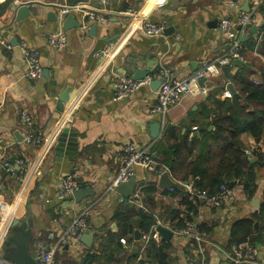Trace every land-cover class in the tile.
Instances as JSON below:
<instances>
[{
  "label": "crops",
  "instance_id": "obj_1",
  "mask_svg": "<svg viewBox=\"0 0 264 264\" xmlns=\"http://www.w3.org/2000/svg\"><path fill=\"white\" fill-rule=\"evenodd\" d=\"M66 1L0 0V158L1 155L9 161L23 158L29 165L25 172L26 180L21 184L0 165V193L14 203L18 211L9 224L8 236L13 221L20 219L22 227L35 234L32 253L34 243L39 238L49 244L56 242L78 211L89 202H96L89 220L90 234L93 235L95 231L118 233L122 221L115 218V213L119 206L117 203L123 199L118 190L108 193L107 188L118 172L123 146L133 142L148 149V152L152 149V155L156 153L159 156L155 144L162 138L164 129L160 126L156 138L151 133L152 126L156 122L161 123L160 116L151 113V108L157 103L159 88L149 83L116 100L119 79L130 77L124 72L118 73L120 62L127 55H144L153 51L159 62L155 63L149 76L155 77L159 70L166 68L170 70L169 79L186 78L206 63L219 64L218 59L229 48V39L220 30L219 22L224 17L236 18L245 11L243 8L247 3L244 0H163V3L159 0H111L112 12L106 23L88 21L87 30L82 26L65 30L62 27L65 18L59 23L52 19L54 13L59 16L54 4ZM96 2L88 1L89 4ZM22 5L29 6L26 13L18 11ZM129 9L134 10V14L126 13ZM263 19L260 13L259 23ZM145 22L162 25L163 30L156 35H148L142 28ZM93 25L96 26L94 29ZM168 28L173 29L168 33ZM260 29L258 36L251 35L250 31L247 34L258 41L261 38ZM59 31L66 33L68 44L64 48H53L49 38ZM242 32L244 34V29ZM23 45L35 48L40 53L43 73L37 79L25 76L27 66ZM255 48L249 54L259 55L264 61ZM141 64L145 66V62ZM221 74L207 78L205 87L200 84V91L185 96L171 108L168 123L176 131L165 142L167 147L170 148L175 139H183L189 131L188 134L193 137L200 135V125L194 120L201 118L196 115L205 103L210 105L209 96L214 90L212 84L221 80ZM229 83L220 87L222 92L217 94V98H225L223 94L228 90ZM67 91H70V98L61 112L57 109L60 102L58 94ZM22 111L32 115L35 129L45 137L43 144L36 146L24 141L26 127L20 118ZM207 116L206 120L213 117ZM67 124L77 133L74 155L66 154V151L58 157L54 147L59 133ZM209 129L214 127L211 125ZM244 140L253 148L261 146L264 149V137L259 142L251 136L244 137ZM68 148L71 149V146ZM166 171L177 187L185 183L169 170L154 176L147 169L139 168L137 184L140 180L156 182L157 190L144 194L136 184L134 196L130 197L138 209H146L156 218L157 223L153 227L157 229L162 224L174 232L169 240H165L161 234L160 239H152L156 243L154 246L164 247V250L150 254L144 264H196L197 260L200 264L201 252L188 237L178 232L175 227L177 220L172 219L176 212L181 217L188 212V205L182 201L186 193L182 187L177 191L170 190L172 187H161L160 178ZM68 175H74L81 182V188H91L94 195L82 202H77L73 195L59 198L58 187ZM259 184L253 197H248L242 186L236 184L231 201L219 208H209L199 201L194 215V230L205 233L208 241L204 244V254L211 264H232L228 257L232 250V245L228 247L230 230L236 221L260 210L264 202V170L259 174ZM256 198H259L260 207L254 204ZM256 222L259 223L257 227ZM197 224L207 225L210 231H200ZM255 224V231L260 230L262 223L256 220ZM124 237L128 239V244L122 243L125 250L135 253L133 248L137 245L144 256L143 236L139 241L135 235L127 234ZM252 244L256 262L247 264H264V242ZM98 247L95 237L91 247L81 241L75 246L62 248L58 252V260L72 257L78 264H89L84 262L89 249L102 256L97 251ZM4 249V244H1L2 259ZM120 254L123 256V251Z\"/></svg>",
  "mask_w": 264,
  "mask_h": 264
},
{
  "label": "trees",
  "instance_id": "obj_2",
  "mask_svg": "<svg viewBox=\"0 0 264 264\" xmlns=\"http://www.w3.org/2000/svg\"><path fill=\"white\" fill-rule=\"evenodd\" d=\"M260 13L264 16V3L260 7ZM260 37L259 43L253 36L242 43L240 52L245 61L243 66L238 67L232 64L222 67L221 80L212 84L214 90L209 96L210 105L205 103L196 115L201 118L194 120L200 125L198 137L189 135V131L183 139H175L174 144L169 148L165 142L172 138L176 130L167 122L162 138L155 144L159 152V156L155 159L164 167L160 171L148 173L158 176L162 171L169 170L182 183L192 181L197 187L206 189L210 194L217 193L223 184L229 185L230 182L237 181V185L242 186L248 197L256 195L260 186L259 174L264 170V149L261 146L253 148L246 143L244 137L251 136L257 142L264 137V61L258 57L251 60L252 56L249 54L256 46L255 49L264 57V26L260 29ZM227 82L234 83L238 92L223 100L217 98V94L222 92L220 87H224V83ZM207 115H213V117L206 120ZM211 125L214 129L210 130ZM250 150L251 153H249ZM254 158L255 161H252ZM181 187L185 191L183 184L174 190L177 191ZM137 188H140L144 194H151L157 190V184L140 180ZM182 201L188 205L189 209L185 217H181L179 212L172 217L173 220H177L175 227L178 231L183 230L188 223L195 225L194 215H196L200 200L191 198L186 193ZM133 202L131 198H126L117 203L119 206L115 218H120L122 221L118 233L93 232L99 246L97 251L102 256L99 257L93 251L94 249H89L85 263L92 264L101 260L102 264H131L135 261L138 254L125 250L121 238H125L127 234L134 236L137 230L143 236L150 231L157 220L146 209H138ZM256 220L262 223L258 231L254 229ZM198 229L210 231L205 224L198 226ZM249 240L252 243L264 242V202L258 212L239 219L233 224L228 247ZM191 243L198 249L197 243L193 240ZM155 244L152 240L148 243L144 251L143 264L150 254L164 250V247H156ZM122 251L123 256L120 254ZM58 255L59 253L56 256V264H78V261L74 259L59 261Z\"/></svg>",
  "mask_w": 264,
  "mask_h": 264
},
{
  "label": "built area",
  "instance_id": "obj_3",
  "mask_svg": "<svg viewBox=\"0 0 264 264\" xmlns=\"http://www.w3.org/2000/svg\"><path fill=\"white\" fill-rule=\"evenodd\" d=\"M95 4L84 2L54 4L58 11L61 20L68 15L78 16L82 21L81 26L84 30L89 28L88 21H97L106 23L109 20L111 10V0H96ZM249 4L248 11H242L236 18L224 17L219 22V28L223 31L229 39V48L226 54L218 59L219 64L206 63L195 73L183 79H169L170 70L161 69L155 74V77L147 76L144 79L135 80L132 77H122L119 79L115 99L121 100L128 94L138 91L142 86L149 84L156 77H163L165 81L158 89L157 103L151 108L152 114L160 116L161 126L164 129L168 122V114L173 106L178 105L185 96L195 95L196 91H200V80L204 77L212 79V76L221 74V67L225 65L234 64V59H243L240 52L242 48V34L243 29L247 24L259 23V10L264 0H244ZM30 5V3H27ZM235 5L234 2L231 3ZM126 13L134 14V10L129 9ZM79 19V20H80ZM241 26V30L238 28ZM142 28L148 35H156L163 30V26L153 23L145 22ZM240 30V31H239ZM68 37L65 32L59 31L53 33L49 38V44L53 48H64L68 44ZM23 54L26 61L27 71L25 76L32 79H37L43 73V67L40 62V53L35 48L23 45ZM220 65V66H219ZM198 89V90H197ZM227 97L232 96L228 90L225 92ZM20 118L23 121L26 131L24 132V141L31 145L39 146L44 143L45 137L42 133L35 129V122L30 113L22 111ZM196 128V127H195ZM136 143L129 142L122 148V158L118 166V172L113 178L112 182L107 188L108 193L117 192L122 183L129 181L132 177L137 175L139 168L147 169L148 172L160 171L162 167L154 156ZM0 165L9 173L16 176L22 183L25 182V172L29 168L28 163L23 158H16L13 161L7 160L4 155H1ZM163 172V171H162ZM185 192L191 198H197L209 208H219L227 202L231 201L235 191L233 187L223 184L215 194H210L206 189L197 187L192 181L185 182ZM81 188V182L75 178L74 175H68L61 180L57 193L59 198H66L73 195V192ZM171 188L170 190H173ZM134 196V195H133ZM136 196H139L136 193ZM96 202L86 203L72 219L69 226L59 236L58 240L52 244L47 243L44 239L39 238L35 241L33 246V255L38 264H56V256L62 248L66 246H75L81 242L83 234L90 233L89 220L92 216L93 207ZM18 211L15 209V204L10 203L0 193V245L6 240L9 231V224L12 219L16 218ZM193 240L198 245L199 252L202 255L200 264H211L205 257L204 244L208 241L204 232H196L194 224L188 223L187 226L178 231ZM152 239H160V233L153 227L151 232L143 235L142 249L145 250L148 243ZM123 244H128L126 238H121ZM232 264H247L249 262H256V252L251 242L246 241L232 245L231 253H228ZM143 256L140 255L131 264H143ZM0 257V264H12L11 262Z\"/></svg>",
  "mask_w": 264,
  "mask_h": 264
},
{
  "label": "water",
  "instance_id": "obj_4",
  "mask_svg": "<svg viewBox=\"0 0 264 264\" xmlns=\"http://www.w3.org/2000/svg\"><path fill=\"white\" fill-rule=\"evenodd\" d=\"M89 0H68L69 3H77V2H84L88 3ZM115 2L118 0H114ZM27 5L19 6L18 11H21L22 13H26L28 11ZM14 10L16 9L13 8ZM245 11L249 10V4L246 3L245 7L243 8ZM20 19V18H19ZM54 22H61L62 20H59V16L54 13V19H52ZM81 26L80 20L73 14L68 15L65 20H63L62 27L63 29H71V28H79ZM261 26H264V19L257 24H247L244 27V34L242 36V42L247 41L250 36L247 34L248 31H250L251 35L258 36L259 35V29ZM96 26L93 25V29ZM239 29H241V26H238ZM173 28H168L166 32H170ZM153 51L149 54H137L134 53L132 55H127V57L120 62V66L118 68V73L124 72V74H129L130 77H132L135 80L144 79L147 76L151 74V72L154 70L155 63L157 64L159 62L158 57L156 56ZM145 62V66H143L141 63ZM234 64L238 67H241L244 64V60L240 58L234 59ZM206 80L207 78L204 77L200 80L201 86H206ZM165 81V78H157L153 79L150 84L152 87H158ZM157 88V89H158ZM228 90L231 92L232 95H235L237 92L233 86L232 83H229L227 85ZM70 91L65 92L64 94H58L59 101L57 105V109L59 111L64 110V103H66L70 98ZM63 105V106H62ZM160 122H156L154 126H152V136L158 137L160 132ZM77 133L70 128V126L67 124L61 132L59 133L57 137V144L54 147L55 154L58 157H61L66 151V154L74 155V150L76 147V141H77ZM24 139V138H23ZM69 145L71 146V149L68 148ZM149 153H152V149H149ZM154 158H157L158 155L155 153L153 154ZM252 161H254L252 159ZM161 187L168 188V187H177V183L174 182L168 171L164 172L161 175L160 178ZM137 184V177L131 178L129 181L122 183L119 188L118 192L121 195L122 199L130 198L134 191ZM237 184V181H232L229 183L230 187H234ZM94 195V192L91 188H80L73 192V196L77 202H82L84 199H88L90 196ZM254 204L257 207H260L259 198H256L254 200ZM259 225L258 222H256L255 227ZM158 232L163 236L165 240H169L173 236V230L165 225H158L157 226ZM35 237V234L28 228L22 227V221L20 219H15L12 223L11 230L9 236L5 240L4 244V254L3 257L5 260L11 262L12 264H38L35 256L32 253V241ZM135 239L139 241L141 239V233L139 230L135 233ZM81 241L85 243L88 247H91L94 242V236L90 233L83 234ZM133 250L136 254H139L140 250L139 247L136 245ZM145 264H150L149 262H146ZM196 264H199V260H197Z\"/></svg>",
  "mask_w": 264,
  "mask_h": 264
},
{
  "label": "rangeland",
  "instance_id": "obj_5",
  "mask_svg": "<svg viewBox=\"0 0 264 264\" xmlns=\"http://www.w3.org/2000/svg\"><path fill=\"white\" fill-rule=\"evenodd\" d=\"M259 41H260V40H258V43H259ZM251 56H252V57H251V60H252L253 58H255V57H258L260 60H262V58H261L259 55H255V54L252 53ZM256 62H258V60H256ZM212 77H214V76H212ZM227 91H228V90H227ZM223 95H224L225 98H227L226 94H223ZM230 97H231V96H230ZM251 152H252V151L250 150L249 153H251ZM148 153H149V152H148ZM150 154H152V153H150ZM1 167H2V166H1ZM8 173H9V172H8ZM9 174H10V175H13L12 173H9ZM13 176H15V175H13ZM15 177H16V176H15ZM134 177H137V175L134 176ZM132 178H133V177H132ZM18 183L21 184V181L18 180ZM10 230H11V229H10ZM7 237H8V236H7ZM3 244H5V242H4ZM140 255H141V254H140V252H139L138 257H139ZM142 256H143V255H142ZM138 257H137V258H138ZM137 258H136V259H137ZM67 259L70 260V261H72L73 258L70 257V258H67ZM136 259H135V260H136ZM67 262H68V261H67Z\"/></svg>",
  "mask_w": 264,
  "mask_h": 264
},
{
  "label": "snow or ice",
  "instance_id": "obj_6",
  "mask_svg": "<svg viewBox=\"0 0 264 264\" xmlns=\"http://www.w3.org/2000/svg\"><path fill=\"white\" fill-rule=\"evenodd\" d=\"M160 3H163V0H159Z\"/></svg>",
  "mask_w": 264,
  "mask_h": 264
}]
</instances>
